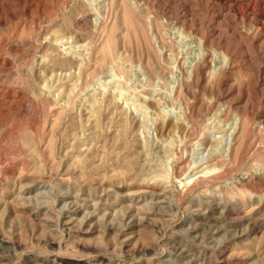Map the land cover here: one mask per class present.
I'll use <instances>...</instances> for the list:
<instances>
[{
	"label": "rangeland",
	"instance_id": "374dc122",
	"mask_svg": "<svg viewBox=\"0 0 264 264\" xmlns=\"http://www.w3.org/2000/svg\"><path fill=\"white\" fill-rule=\"evenodd\" d=\"M0 264H264V0H0Z\"/></svg>",
	"mask_w": 264,
	"mask_h": 264
}]
</instances>
